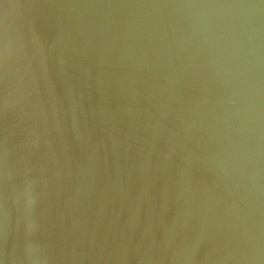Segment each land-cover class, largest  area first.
Returning <instances> with one entry per match:
<instances>
[{
	"label": "water",
	"instance_id": "95a60500",
	"mask_svg": "<svg viewBox=\"0 0 264 264\" xmlns=\"http://www.w3.org/2000/svg\"><path fill=\"white\" fill-rule=\"evenodd\" d=\"M0 264H264V0H0Z\"/></svg>",
	"mask_w": 264,
	"mask_h": 264
},
{
	"label": "clouds",
	"instance_id": "9594fccd",
	"mask_svg": "<svg viewBox=\"0 0 264 264\" xmlns=\"http://www.w3.org/2000/svg\"><path fill=\"white\" fill-rule=\"evenodd\" d=\"M4 196L11 199L19 209L20 218L26 225L19 235L22 257L26 264H48L49 253L47 244L31 228L34 205L37 200L36 180L24 178L12 183V173L8 162L3 166Z\"/></svg>",
	"mask_w": 264,
	"mask_h": 264
},
{
	"label": "snow or ice",
	"instance_id": "6c2138e0",
	"mask_svg": "<svg viewBox=\"0 0 264 264\" xmlns=\"http://www.w3.org/2000/svg\"><path fill=\"white\" fill-rule=\"evenodd\" d=\"M6 68V49L0 45V93H2L5 83L4 73Z\"/></svg>",
	"mask_w": 264,
	"mask_h": 264
}]
</instances>
